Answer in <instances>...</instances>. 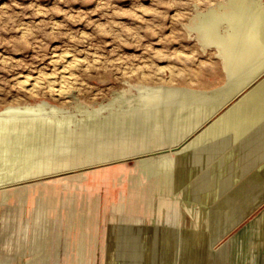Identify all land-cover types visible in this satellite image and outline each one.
<instances>
[{
    "label": "rangeland",
    "instance_id": "rangeland-1",
    "mask_svg": "<svg viewBox=\"0 0 264 264\" xmlns=\"http://www.w3.org/2000/svg\"><path fill=\"white\" fill-rule=\"evenodd\" d=\"M216 1L0 0V110L9 104L44 100L67 108L80 120L85 114L76 112L78 102L89 106L107 102L115 92L124 89L128 91L126 95L131 96L135 93L130 91L133 85L171 83L198 88L218 85L223 80L220 60L212 49L203 52L195 36H190L185 27L196 7L204 9ZM261 1L264 5V0ZM223 26L222 32L227 28L226 24ZM63 56L76 60V65L70 67ZM249 66L251 68H245L247 72L242 70L244 72L234 80L248 73L254 64ZM65 79L69 81L65 84L66 92H56ZM34 82L37 89L33 87ZM191 96L183 98L181 108L159 112L143 121L142 134L150 144L156 140L157 128L163 120L165 138L171 139L193 123L198 116V106L208 109L214 102L213 98L206 101L201 96ZM35 114L50 115L54 119H65L70 115L54 113L48 108ZM25 126L0 135L1 182L22 175L38 159L39 163L41 160L52 163L65 154L84 151V147L92 143L114 149L121 139V134L113 131L70 147L60 146L56 141L44 147L29 136V127ZM227 138L230 139V134ZM25 139L32 140L29 143L33 144L26 143ZM218 143L210 145L217 147ZM26 144L33 147L27 145L26 148ZM41 146L44 148L39 149ZM213 148L207 146L204 153ZM163 155L157 154L156 168L147 181L138 168L137 159L133 158L88 169L81 183L79 171L58 176L55 181L49 178L13 185L8 179L5 185L1 183L0 199L4 193L11 197L8 205L0 206V264H77L74 253L81 229L74 224H78L82 212L88 210L89 232L93 236L87 240L88 264H110V253L119 255L114 264H204L207 257L213 264H250L252 259L253 264L264 261V224L260 241L256 230L260 218L264 223V204L236 229L226 233L222 229L224 222L219 205L229 200L228 191L233 188L230 186L226 192L217 193L223 196L216 194L213 201L207 200L209 217L194 212L185 218L182 213L186 206H192L194 211L199 209L193 202L194 191L207 167L188 173L178 165L167 166ZM198 156L186 153L181 162ZM186 177L187 181L184 180ZM39 183L50 185L45 210L56 216L49 222L35 211V205L26 211L24 203L17 197L18 192L32 191ZM225 195L228 196L225 198ZM138 196H142L141 202L137 200ZM160 199H163L166 211L175 213L169 231L158 230L156 223L146 215L157 213ZM228 202L226 214L231 217L233 211L229 208L230 200ZM115 207H121L122 212H117ZM129 212L134 219H142L146 231L138 227L133 257L128 256L125 246H121L118 253L110 249L115 236L111 233L112 223L119 215L122 221L126 220ZM228 217L226 215V219ZM167 235L170 236L169 243L164 242ZM168 252V257L163 258Z\"/></svg>",
    "mask_w": 264,
    "mask_h": 264
},
{
    "label": "bare ground",
    "instance_id": "bare-ground-1",
    "mask_svg": "<svg viewBox=\"0 0 264 264\" xmlns=\"http://www.w3.org/2000/svg\"><path fill=\"white\" fill-rule=\"evenodd\" d=\"M262 2L261 0H218L204 9L196 7L189 21L185 24L188 33L190 36H195L203 52L212 49L214 55H217L220 60L223 80L216 86L207 88L195 86L197 87L195 88L192 86H178V84L171 85V83H167V85L160 83L156 85H133L130 91L135 93L131 96H127L128 91L124 89L121 92H115L112 99L107 102L100 101L101 103L92 104V106L78 102L77 107L75 106L76 112L85 114H82L83 118L80 120H77L76 116H73V112L68 111L67 108L44 100L35 103L9 104L4 108L1 107L0 135L26 124L25 127H29V136L37 139L44 147L51 141H56L60 146L70 147L79 143L82 144L91 137L109 135L113 131H118L121 134V139L114 149L110 147L101 148L100 143H92L86 145L84 151L65 154L52 163H46L43 160H41L42 163L41 161L39 163L37 162L38 159L36 163L30 166L29 170L26 168L27 170L23 171L22 175L18 173V177L14 176L12 179L9 177V182H11L9 184L41 182L49 178H54L55 181L58 176L77 171L80 172L77 175L79 183H81L84 181L85 171L88 169L112 162L116 164V161L133 158L137 159L138 168L147 181L152 177L156 168L157 154L162 153L167 166L178 165L188 173L198 172L207 167L194 191L196 196L194 195L193 202L196 206H199V209L194 211L192 206H186L182 216L187 218L194 215V212H199L202 216L209 217L211 212L207 200L213 201L218 192H226L230 186H233L232 190L229 189L228 191L230 193L229 208L230 211H233V214L231 217L226 214L228 206H226V203L229 200L227 199V201L225 198L228 195H225L224 198L227 202H221L222 204L219 205L221 207L219 214L224 222L222 229L226 233L236 229L264 204V5ZM224 24L227 25V28L222 32L221 29L225 27ZM69 58L63 56L64 61L66 60L70 67L75 66L76 60ZM79 63L81 64L82 61ZM251 64H254V66L248 73H244L241 78L238 77L239 79L234 80L242 70L250 67ZM200 72L202 71L200 70ZM201 79L203 80V78ZM67 82L69 81L63 80L55 91L65 93ZM33 87H37L35 82ZM51 88L54 89L53 86ZM69 90L71 91V88ZM190 95H192V98L193 96H201L206 101L213 98L211 100H214V102L208 109L198 106L196 108L198 116L193 123L171 139L165 138V120H163V123L157 128L156 140L150 144L148 138L142 134L141 125L143 121L159 112L165 111L168 113L180 107L183 98ZM46 108L54 113L62 112L70 115L65 119H54L50 115L35 114ZM228 134H230V139L227 138L228 140H226ZM25 140L28 141V139ZM29 141L26 143H29ZM215 142H219L217 147H215V144V146L210 145ZM29 144L32 145L33 143ZM33 146L36 147L35 143ZM43 146L39 149H42ZM207 146L214 148L206 154L204 149ZM186 153L199 156L196 159L181 162L183 155ZM8 179H5L6 183H8ZM184 180L187 181V177ZM1 183L4 184L5 182L0 181V186ZM37 185L39 186L32 191L27 189L23 193L18 192L17 197H19V201L24 203L26 211L35 205V211H39L42 214L41 216L49 222L56 216L47 213L45 210L47 189L50 188V185L46 183ZM91 193H94V190ZM220 194L222 195V193ZM220 194H217V196L220 197ZM3 195V199H0L2 202L0 203L1 207L8 205L11 197L10 194L4 193ZM92 196L94 195L92 194ZM137 200L141 202L142 196H138ZM115 210L122 212L121 207H115ZM89 213L90 210L82 212L79 223L74 224L78 229H81L79 230L81 238L74 253L75 259L78 258L77 264H88L89 262L87 240L89 241V238L93 237L90 236L91 231L89 232ZM146 215L152 218L151 222L156 223L158 230L169 231L172 224L171 219L175 216V213L166 211L163 199H160L157 213L148 212ZM141 220L131 217L130 212L126 220L123 221L120 215L117 216L115 223L113 222L111 225V233L115 236H113V244L110 249L118 253L120 247L125 246L129 252L128 256H135L134 250L138 243V227L146 232ZM263 224V218H260L256 224L258 241L263 238ZM68 232L70 231L68 230ZM169 238L170 236L167 235L164 242L169 243ZM129 247H133V249L130 250ZM42 248H46V246H42ZM168 255L169 252L163 258L166 259ZM109 257V263L114 264L119 255L110 253ZM205 260L204 264H213V261L210 262L208 257ZM25 263H31V261Z\"/></svg>",
    "mask_w": 264,
    "mask_h": 264
},
{
    "label": "crops",
    "instance_id": "crops-1",
    "mask_svg": "<svg viewBox=\"0 0 264 264\" xmlns=\"http://www.w3.org/2000/svg\"><path fill=\"white\" fill-rule=\"evenodd\" d=\"M250 264H253V259L251 260ZM259 264H264V261H260Z\"/></svg>",
    "mask_w": 264,
    "mask_h": 264
}]
</instances>
